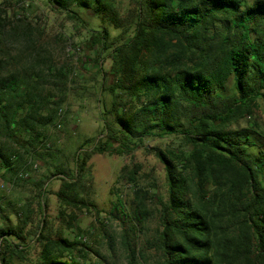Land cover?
I'll list each match as a JSON object with an SVG mask.
<instances>
[{
  "label": "trees",
  "instance_id": "trees-1",
  "mask_svg": "<svg viewBox=\"0 0 264 264\" xmlns=\"http://www.w3.org/2000/svg\"><path fill=\"white\" fill-rule=\"evenodd\" d=\"M52 1L78 22L74 5L120 32L113 35L105 25L91 38L103 76L112 75L99 98L98 136L76 147L74 169L49 166L34 183L42 211L36 264H95L76 255L83 252L81 241L46 230L48 180H62L56 196L64 208L81 210L94 204L84 196L94 154L129 155L146 138L168 136L182 146L153 147L164 163L167 189L159 197L160 227L149 241L156 253L144 264H264V145L257 131L233 127L264 102V0H136L125 16L114 0ZM23 28L0 30L7 43V50L0 47V181L14 184L50 150L38 146L49 138L46 131L63 104L47 86L61 89L67 77L61 84L50 78L65 72L55 73L44 48ZM230 79L235 90L229 93ZM125 169L120 177L136 183L137 171ZM142 190L135 192V226L146 215ZM5 205L0 203V264H21L31 248L35 209L24 198Z\"/></svg>",
  "mask_w": 264,
  "mask_h": 264
},
{
  "label": "rangeland",
  "instance_id": "rangeland-1",
  "mask_svg": "<svg viewBox=\"0 0 264 264\" xmlns=\"http://www.w3.org/2000/svg\"><path fill=\"white\" fill-rule=\"evenodd\" d=\"M135 2L136 0H114L122 16L134 8ZM72 9L78 12L84 22L71 18L70 12L62 10L52 0H0V30L9 31L17 26H20V30L23 27L31 30L37 47L44 48L45 52L42 54L50 57L55 73L58 69L65 72L62 77L58 75L50 78L61 84L63 77L67 76L64 79L66 84L61 89L55 84L47 86L56 95V99L62 100L67 112L59 130L51 127L47 129L46 133L53 146L36 158L39 168L34 170L27 166L26 170L31 175L15 184L5 179L0 181L11 184L9 191L0 186V196H4L0 203L6 209L7 200L17 201L19 198L33 203L35 209L34 221L28 226L32 232L29 237L32 241L31 248L21 264H36L42 248L37 234L42 211L38 203V189L34 183L48 173L49 166L63 164L64 168L74 169L73 154L76 147L87 138L97 137L99 134L102 127V104L99 101V98H103L102 85L112 81V75L107 73L104 77V72L99 68L98 50L92 46L91 38L93 31L105 25L113 35H117L120 30L109 26L90 10L75 5ZM6 45L0 39L3 50H7ZM12 53L15 54L16 51L13 50ZM110 66L111 60L108 59L104 62V71H108ZM228 86L229 93L235 90L233 79H230ZM104 95L105 98H110L108 92H104ZM258 104L251 115L241 118L233 127L257 131L259 142L264 145V102L261 100ZM178 146H182V141L176 136L149 137L129 155L94 154L89 162L92 165L93 179L87 182L88 192L84 194L94 204L81 210L62 206L56 196L62 180L51 178L47 182L44 196L46 202L43 206L46 230L53 236L61 234L71 240L81 241L83 244L79 247L83 252L77 251L76 255L91 263L144 264L148 257L153 260L156 252L149 241L156 237L160 227L159 197H165L167 189L165 166L153 152V147L168 150ZM22 162L21 167L26 161L22 159ZM124 166V174L132 169L137 171L136 183L120 177ZM139 188L143 189V195L147 191L144 199L146 215L135 226L140 201L135 192ZM62 210L68 218H64ZM71 213L76 215L74 220L69 216ZM11 217L16 221L15 216ZM3 222L0 213V226ZM133 248L136 249L135 253L132 252Z\"/></svg>",
  "mask_w": 264,
  "mask_h": 264
},
{
  "label": "built area",
  "instance_id": "built-area-1",
  "mask_svg": "<svg viewBox=\"0 0 264 264\" xmlns=\"http://www.w3.org/2000/svg\"><path fill=\"white\" fill-rule=\"evenodd\" d=\"M66 112H67V107H62L60 108L59 112H58V118L56 119V121L54 122V124L51 125V129H60L63 125V120L65 118V115H66ZM53 146V143L52 141L49 139V138H45L43 140V142L38 146V149H43V148H51ZM39 168V164L38 162L34 163L33 164V169L36 170ZM31 175V173L29 171L27 172H21V176H23L24 178H28L29 176ZM0 186L5 189L6 191H9L10 190V186L11 184L10 183H5L4 181L3 182H0Z\"/></svg>",
  "mask_w": 264,
  "mask_h": 264
}]
</instances>
